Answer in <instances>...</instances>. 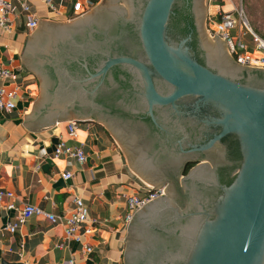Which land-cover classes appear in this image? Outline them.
I'll use <instances>...</instances> for the list:
<instances>
[{"label":"water","instance_id":"1","mask_svg":"<svg viewBox=\"0 0 264 264\" xmlns=\"http://www.w3.org/2000/svg\"><path fill=\"white\" fill-rule=\"evenodd\" d=\"M207 14L206 0H108L43 23L24 51L41 84L28 127L101 122L168 186L129 224L125 264H264V68L209 38Z\"/></svg>","mask_w":264,"mask_h":264},{"label":"crops","instance_id":"2","mask_svg":"<svg viewBox=\"0 0 264 264\" xmlns=\"http://www.w3.org/2000/svg\"><path fill=\"white\" fill-rule=\"evenodd\" d=\"M4 1L10 9L0 26V69L10 68L13 76L0 79V88L17 95L13 110H0V190L13 193L0 200V264H125L128 198L153 185L130 168L122 146L101 122L56 121L38 134L28 127L40 91L37 76L26 69L27 42L45 22L78 18L73 16L76 0H52L55 10L44 0ZM79 1L86 15L108 0ZM33 19L38 25L32 29L27 24ZM73 121L74 135L69 128ZM61 142L82 148L85 162L55 156ZM66 172L72 174L68 179ZM77 197L87 217L78 224L80 240L65 234ZM29 204L53 214L56 221L32 215L11 232L9 226L18 223Z\"/></svg>","mask_w":264,"mask_h":264},{"label":"built area","instance_id":"3","mask_svg":"<svg viewBox=\"0 0 264 264\" xmlns=\"http://www.w3.org/2000/svg\"><path fill=\"white\" fill-rule=\"evenodd\" d=\"M48 5L51 6L53 10L55 8L52 6V0H44ZM213 1V0H211ZM217 1V0H215ZM83 3L79 0H76L73 4V16L74 18L79 17L83 14ZM10 9V5L4 1H0V11H1V19L0 26H4L5 14L8 13ZM216 16H218L216 14ZM240 18L243 24L248 25L247 19L243 17L242 12H240ZM3 20V21H2ZM211 21L212 18H209ZM213 24H216V30L208 29L207 32L209 36L214 39V34L226 42L228 53L241 65L250 66V67H260L264 68V37L254 32L250 27L247 26L248 30L247 34L244 30H241L240 26H238V21L234 17V14L227 12L219 15V20L215 23V18L212 20ZM30 28H36L38 25V20L33 19L28 24ZM239 29L237 33H233V30ZM12 70L10 68H1L0 69V79H10L12 78ZM16 92L14 90L9 91L5 87L0 88V110H13L15 108V99ZM69 128L71 134H75L76 122H70ZM65 155L69 158H74L79 162H85L86 156L85 152L80 147H72L66 145L64 142L58 144L55 150V156ZM64 178H70L72 176L71 173L66 172L63 174ZM167 184L161 185L159 187L150 186L143 193H135L129 196L128 198V208L129 213L127 215L126 220L128 223H131L135 217V214L142 210L146 204L150 201L166 195L167 193ZM4 197L12 198L13 193L10 191L0 190V200ZM75 209L72 214L67 219V228L65 234L68 238H76L80 240V237L77 235L78 224L87 219L86 217V209L84 207V203L81 198H75ZM12 205H9L8 208H11ZM32 215H44L50 221L55 222L56 217L53 214H48L43 212L40 208L34 205H26L21 211L18 217V223L10 225L9 230L14 232L17 230L19 224H24L28 218ZM88 230L87 232H89ZM89 252L92 251V248H87Z\"/></svg>","mask_w":264,"mask_h":264},{"label":"rangeland","instance_id":"4","mask_svg":"<svg viewBox=\"0 0 264 264\" xmlns=\"http://www.w3.org/2000/svg\"><path fill=\"white\" fill-rule=\"evenodd\" d=\"M208 2V18H215L214 15L227 13L226 10H230L228 12L234 14V17L238 21V26L241 25L240 29L244 30L247 34L248 27H250L254 32L258 33L262 37H264V0H206ZM226 10H225V9ZM240 12H242L243 17L247 19L248 25L243 24L240 18ZM208 19L207 28L216 30V24H213V21ZM218 22V19L215 18V23ZM207 29V30H208ZM247 30V31H246ZM239 29L233 30V33H237ZM208 33V32H207ZM209 35V34H208ZM39 84V91L41 92V84ZM146 181V180H144ZM152 185V184H151Z\"/></svg>","mask_w":264,"mask_h":264},{"label":"flooded vegetation","instance_id":"5","mask_svg":"<svg viewBox=\"0 0 264 264\" xmlns=\"http://www.w3.org/2000/svg\"><path fill=\"white\" fill-rule=\"evenodd\" d=\"M208 16H209V13L207 14L206 23H205V24H206V26H205V27H206V31H207V21H208V19H209ZM208 36H209V35H208ZM209 38H211V37L209 36ZM212 40H215V39H212ZM194 166H195V164H192V163L189 164V165L187 166V168H186V173H187L192 167H194Z\"/></svg>","mask_w":264,"mask_h":264},{"label":"trees","instance_id":"6","mask_svg":"<svg viewBox=\"0 0 264 264\" xmlns=\"http://www.w3.org/2000/svg\"><path fill=\"white\" fill-rule=\"evenodd\" d=\"M217 19L219 20V17H217Z\"/></svg>","mask_w":264,"mask_h":264},{"label":"bare ground","instance_id":"7","mask_svg":"<svg viewBox=\"0 0 264 264\" xmlns=\"http://www.w3.org/2000/svg\"><path fill=\"white\" fill-rule=\"evenodd\" d=\"M82 16H84V15H82ZM82 16H80V17H82Z\"/></svg>","mask_w":264,"mask_h":264}]
</instances>
